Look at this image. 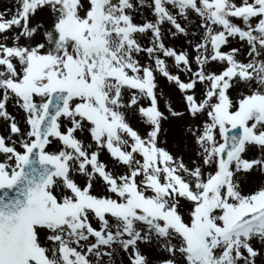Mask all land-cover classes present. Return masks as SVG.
<instances>
[{
  "label": "snow or ice",
  "instance_id": "1",
  "mask_svg": "<svg viewBox=\"0 0 264 264\" xmlns=\"http://www.w3.org/2000/svg\"><path fill=\"white\" fill-rule=\"evenodd\" d=\"M0 122V264H264V0H11Z\"/></svg>",
  "mask_w": 264,
  "mask_h": 264
},
{
  "label": "rangeland",
  "instance_id": "2",
  "mask_svg": "<svg viewBox=\"0 0 264 264\" xmlns=\"http://www.w3.org/2000/svg\"><path fill=\"white\" fill-rule=\"evenodd\" d=\"M11 3V0H0V10H2L5 7H8L9 4ZM143 17H138V19H142ZM9 111L16 112L15 107L10 103L9 104ZM3 128L2 122H0V129Z\"/></svg>",
  "mask_w": 264,
  "mask_h": 264
}]
</instances>
